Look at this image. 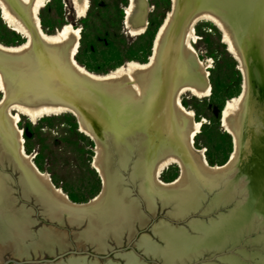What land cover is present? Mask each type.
<instances>
[{
    "label": "rangeland",
    "instance_id": "obj_1",
    "mask_svg": "<svg viewBox=\"0 0 264 264\" xmlns=\"http://www.w3.org/2000/svg\"><path fill=\"white\" fill-rule=\"evenodd\" d=\"M200 1L207 3L222 17L238 47L242 48L241 0H177L173 23L175 27L181 26L188 15L196 12ZM89 3L90 8L86 17L78 18L71 0H50L39 13L42 30L52 36L66 25L79 28L81 46L76 60L96 75L104 76L117 70L127 69L130 63L147 64L153 53L156 34L172 9L171 0H148L151 8L148 28L141 36H131L123 24L128 0H89ZM252 16L256 21L264 23V0H253ZM194 30L196 40L192 45L198 57L212 62V67L208 70L212 91L210 97L203 99L186 93L182 95L181 103L186 109L195 112L198 121L205 120L195 138L196 147L206 149V157L211 164H222L232 150V141L222 129L220 120L228 101L240 94L242 77L237 62L228 52L227 45L222 42L221 32L213 24L202 20L195 25ZM26 42V38L5 24L0 9V44L15 48ZM179 55L178 42L171 52H164L158 82L143 90L138 99H129L125 106L108 112L83 95L72 92L64 84L42 78L41 62L32 68L35 72L34 81L23 88L17 89L18 76L15 72L8 71L5 83L7 89H12L10 91L14 93L4 100V93L0 91V102H3L0 105V141L7 145L9 151L15 153L9 133L8 118L4 114L5 105L16 101L33 106H39L42 102L65 104L67 95H70L84 98L87 102L88 123L95 125L96 122L104 121L115 131L119 143L129 136H134L136 132H141L143 136L144 133L147 134L146 143L154 146L164 136L166 126L170 123L169 99L176 86L174 68ZM248 108L249 104L240 119L241 144H243V134L250 124ZM11 113L17 112L12 110ZM18 126L22 130L25 152L33 156L37 168L47 172L54 184L63 189L72 201L85 203L99 192L101 182L91 167L94 144L79 131L78 124L71 114L63 112L48 115L35 123L25 115H20ZM2 159L0 172L5 178L2 187L5 191L10 190L11 196L15 199V207L26 211V220L31 222L32 226L27 232L19 229L18 237L21 243L18 250L13 251L10 245L0 242V264L6 260L27 261L26 264H59L65 263L70 255L75 258L84 255L86 263L94 261L98 264H106L108 260H118L120 264H125V256L128 254L140 264H165V253L170 256L176 249H172L168 242L153 234L152 228L159 222L169 225L175 233L183 231L185 240L182 244L195 247L192 248L194 251L191 249L187 254L180 253L174 264H264V225L259 226L256 223L251 230L230 241L229 244L207 246L201 243L202 232L208 235L216 223L231 220V214L235 209L237 210L234 208L239 204L237 202L244 200L240 192L235 195L234 200L217 206L211 204V200L218 197L217 194L222 187L205 189L202 191L204 200L196 210L178 214L173 204L163 205L160 201H154V210L151 212L149 200L141 192L143 188L140 187V182L133 179V167L138 159L136 153L133 152L124 162L121 161L123 165L117 155H112V166L116 175L121 178L122 187L128 192L130 199L136 202L140 215L147 220V223L143 227L134 224L133 236L130 237L128 231L124 230L119 240L108 238L104 249L96 250L94 244L81 245L82 240L78 241V237L87 228V221L84 220L76 226L67 223L61 225L55 220L47 219L42 213L41 206L32 197H23L17 167L5 156ZM177 176L178 169L171 166L162 174V180L169 182ZM56 230L66 232V247L59 250V246L54 245L53 253L50 254L37 246L41 233ZM146 235L153 246L148 250L140 244L141 238ZM60 254L65 256L53 263L44 262Z\"/></svg>",
    "mask_w": 264,
    "mask_h": 264
},
{
    "label": "bare ground",
    "instance_id": "obj_2",
    "mask_svg": "<svg viewBox=\"0 0 264 264\" xmlns=\"http://www.w3.org/2000/svg\"><path fill=\"white\" fill-rule=\"evenodd\" d=\"M49 1L0 0L2 19L5 24L27 39L24 45L15 48L0 44V51L18 57H27L28 52L31 50L33 32L40 42L51 47L54 59L53 67L68 69L78 77L122 89V98L125 99L124 104L129 99H138L143 90L158 82L163 64L162 56L164 53L162 51L169 44L173 45L171 41H165L174 20L172 9L156 34L153 53L147 64L130 63L127 69L117 70L101 76L91 73L76 60L81 46V30L79 28L66 25L55 35L50 36L44 33L39 13ZM71 1L76 16L78 18L86 17L90 8L89 0ZM171 3L173 8L176 6L177 0H171ZM17 4L22 7L24 12L18 10ZM150 11L148 0H128L123 24L131 36H141L146 32ZM202 20L210 22L221 32L222 42L227 45L228 52L237 62V68L242 77L240 94L228 101L220 120L222 129L231 137L232 141V150L227 160L222 164H211L206 157V149L196 147L195 138L205 120L198 121L195 112L186 109L181 103V97L186 93L200 99L211 96L212 87L208 70L212 67V62L209 59L201 60L192 45L196 40L194 27ZM179 37L180 40L176 43H180V55L174 68L176 86L169 99L170 123L166 126L164 136L154 146L146 143L147 134L144 133L143 136L140 134L141 132H136L134 136H129L120 143L116 138V147L113 148L114 151H111L108 149L106 141H104L107 135L100 137L92 125L85 122L80 113L69 105L42 102L35 107L34 113L27 106V103L21 101L4 106V114L7 116L10 126L11 142L20 162L17 169L20 173L19 182L23 197H32L41 206L42 213L47 219L55 220L61 225L67 223L68 225L78 226L84 220L87 221V228L78 237V241L82 240L81 245L94 244L96 250H101L104 249V244L108 238L113 237L119 240L124 230L128 231L131 237L135 232L134 224L143 227L147 223V220L140 215L136 202L130 199L128 192L122 187L121 178L116 175L112 166V155H117L119 162L122 164L121 161L124 162L133 152L136 153L138 159L133 167V179L140 182V187L143 188L141 192L149 200V210L151 212L154 210V201H160L163 205L173 204L178 214L196 210L204 200L202 191L205 189L222 187V190L217 194L218 197L211 200V204L217 206L218 204L225 205L230 200H234L236 194L239 192L244 193V189L248 194L243 176L236 171L242 154L239 146L240 119L245 112L249 98L246 63L241 49L220 15L208 10H197L190 16L180 26ZM161 53L163 55L160 56ZM0 91L4 93V100H7L8 89L1 73ZM2 104L3 102H0V105ZM12 110L17 113L12 114ZM63 112H67L75 118L79 131L94 144V157L91 167L97 173L101 187L99 192L85 203L72 201L63 189L54 184L47 172L40 171L37 168L33 162V156L25 152L22 130L18 126L20 115H25L32 123H35L42 116L56 115ZM259 136L256 137L257 140L255 141L262 140L264 143V135ZM171 166L178 169V176L172 181L165 182L162 180V174ZM221 181L225 183L236 182H232L231 185H225L224 183V186L220 183ZM237 203L240 205L237 204L234 207L237 210L233 211L229 222L216 223L215 227H212L213 230L208 232V235L202 232L203 241L201 243L203 245L219 246L229 244L230 241L235 240L243 233H247L256 225L255 220L258 219V214H252L248 211L243 201ZM77 209H88L89 213L86 215L83 213L76 214L74 210ZM248 212L250 214L246 216ZM26 215L27 213L23 208L15 207V199L11 196L9 189H6L4 194L0 193V242L10 245L13 251L18 250L21 243L18 237L20 236L18 235L19 229L27 232L32 226V223L26 220ZM263 225L264 220L261 222L260 218L259 226ZM152 231L159 239L168 242L172 249H176L170 256L165 253V264H174L180 253L186 252L187 254L189 250L195 248H191L185 243L182 244L185 240L183 231L175 233L164 222L156 224ZM44 232L41 233L40 239L36 243L39 248L52 254L54 245L59 246V250L66 247L67 234L65 231ZM140 244H143L147 250L153 247L147 235L141 238ZM125 257V264H140L131 254ZM59 264L98 263L94 261L86 263L84 255H79L76 258L70 255L65 263L60 262ZM106 264H120V261L108 260Z\"/></svg>",
    "mask_w": 264,
    "mask_h": 264
},
{
    "label": "water",
    "instance_id": "obj_3",
    "mask_svg": "<svg viewBox=\"0 0 264 264\" xmlns=\"http://www.w3.org/2000/svg\"><path fill=\"white\" fill-rule=\"evenodd\" d=\"M241 1L240 14L242 18V24L240 27V35L242 48L240 49L243 59L246 63V80L249 90L247 104H249L248 109L250 114V124L243 134V144H241L239 140V146L241 148L242 154L236 171L239 175L243 176V182L246 185L245 187L248 189V194L246 193L245 189L244 193H242L245 197L243 204L244 206H247V210L252 212V214H258V219L255 221L259 225V219L261 218V222L264 220V143L262 140H255H257V136L261 134L264 135V23L256 21L252 16L253 0ZM17 8L19 11L24 12L19 4H17ZM197 10H208L217 14V12L213 10L207 3L201 1L198 4ZM176 11L177 4L172 8L174 20L172 21V25L168 30L165 40L167 42L168 40L171 41L173 45L169 44L167 46L168 48L166 47L163 49V53L171 52L175 43L180 40V25L175 27L173 24L175 21ZM193 14L188 15L182 24H184ZM161 55L163 54L161 53L160 56ZM53 60L51 47H48L47 45L40 42L35 33L32 32L31 50L28 52L27 57H18L16 55L0 51V73L5 80L8 71L13 73L15 72V74L18 76L17 89L21 87L23 88L34 81L35 72L32 70V68L35 64L41 62L42 78L64 84L72 92L81 94L87 99H90L101 106L105 112L117 110L125 105V99L122 98V89L119 88V90L118 87H114L113 85H104L93 82L87 78L78 77L68 69L53 67ZM10 90L12 89L8 90L9 96L14 93ZM64 105L74 107L80 113L81 118L85 122H88L86 120L88 113V109H86L87 102L84 100V98L67 95V103ZM27 106H29V108L33 110L34 113L36 106L31 104H28ZM92 127L100 137L105 136V134L107 135V137L104 138V141H106L105 143L108 146V149L114 151L113 148L116 147L117 138L115 131L112 130L104 121L96 122V124L92 125ZM3 156H5L8 161L13 162L17 168L20 165L16 154L9 151L7 149V145L0 141V165L2 164ZM4 179V175L0 172L1 194L5 193V190L2 187ZM232 182L225 183L224 181H221L220 183L223 185L224 183L225 185H231ZM235 182L236 181L233 183ZM250 212H248L246 216H248ZM74 213H83L86 215L89 212L88 209H77L74 210ZM62 256L64 257L65 255L60 254L56 258L44 260V262L53 263L62 258ZM10 263L26 264L27 261L20 262L16 260H6L2 264Z\"/></svg>",
    "mask_w": 264,
    "mask_h": 264
}]
</instances>
